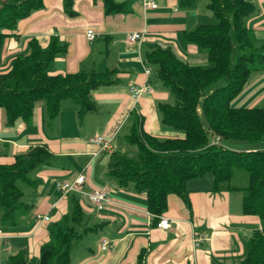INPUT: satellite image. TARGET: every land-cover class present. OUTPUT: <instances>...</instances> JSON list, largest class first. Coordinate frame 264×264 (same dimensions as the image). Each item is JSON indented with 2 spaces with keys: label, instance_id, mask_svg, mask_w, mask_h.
<instances>
[{
  "label": "crops",
  "instance_id": "1",
  "mask_svg": "<svg viewBox=\"0 0 264 264\" xmlns=\"http://www.w3.org/2000/svg\"><path fill=\"white\" fill-rule=\"evenodd\" d=\"M113 1L124 4V10L105 15L101 1L74 0V16H68L62 0H42L38 10L17 23L15 36L3 40L0 73L9 69L17 55L28 54L30 39L45 46L51 36L64 47L53 59L51 74L112 72L109 84L91 91L94 111L78 116L77 104L64 99L52 127L46 124L43 104L37 103L27 121L17 119L11 125L0 109V143H8L0 149L1 164L11 163L14 155L36 144H45L51 154L47 163L30 171V183L22 182L31 188L21 191L27 211L14 225L0 223V230L8 237L6 242L0 238L7 247L4 251L9 256L25 250L27 263L36 264L40 247L50 240V227L62 223L81 235L70 250V264H239L246 256L251 233L264 230V220L242 213L244 179V183L232 186L237 189L222 184L217 190L212 188L209 175L187 181L185 200L176 194L167 196L166 209L160 215L169 219L170 227L162 230L156 227V216L146 209L144 193L132 186L120 187L106 176L110 153L126 151L125 136L135 119L140 120L142 131L158 140L182 137L160 122L158 105L169 104V96L159 81L151 79L152 65L145 56L155 47H169L187 65L205 66L206 52L186 41L183 32L212 19L206 8L208 0L189 5L183 0H152L157 8L146 10L141 0ZM247 1L254 11L243 23L253 40L264 44V0ZM87 30L95 33L92 41L85 38ZM133 32H143L142 39L129 43L127 35ZM144 65L150 69L147 81L152 93L133 102L128 87L144 83ZM232 102L241 108L264 105V64L249 74ZM93 114L99 116L93 118ZM86 135H90L88 140L101 136L108 148L99 151L88 145ZM211 138V143H220ZM81 173L84 182L80 193L61 196L55 190L56 182L72 180ZM93 188L108 191L110 202L100 211L84 195ZM74 205L78 210L75 219L71 217ZM42 215L48 220L40 221L37 216ZM89 233L96 235L90 237L91 247L82 248L80 243ZM193 233L202 236L196 247ZM101 238L110 243L107 251L100 250Z\"/></svg>",
  "mask_w": 264,
  "mask_h": 264
},
{
  "label": "trees",
  "instance_id": "2",
  "mask_svg": "<svg viewBox=\"0 0 264 264\" xmlns=\"http://www.w3.org/2000/svg\"><path fill=\"white\" fill-rule=\"evenodd\" d=\"M97 1V0H95ZM101 1L105 15L124 10L122 3ZM196 0H183L189 5ZM74 0H62L68 16H74ZM42 0L0 1V48L8 36H15L17 23L38 10ZM206 8L216 19L214 24H199L183 32L186 41L206 51L208 68L189 66L169 47H155L145 56L154 66L159 83L173 96L172 104H159L161 124L182 137L158 140L140 128L137 118L126 142L135 145L134 155L112 151L106 176L123 188L132 186L145 194L146 209L154 216L166 209V198L176 194L185 200L187 181L209 175L213 189L229 183L234 171L246 174V192L241 208L245 215L264 220V105L241 108L232 101L241 92L249 74L264 64V44L255 43L244 19L253 13L247 0H208ZM29 52L17 55L9 69L0 73V109L6 123L27 121L38 102L45 105V120L49 127L59 113L64 99H72L82 116L95 110L91 91L111 82V71L50 73L55 55L64 47L55 36L45 46L36 39L28 41ZM223 82L221 86H217ZM242 142L245 150L211 143ZM51 157L45 144H36L14 155L9 164L0 163V223L14 225L27 211L21 202L22 192L16 181L30 183V171ZM80 212V211H79ZM78 214L73 206L71 217ZM157 221V218H156ZM80 234L67 224H54L49 229V242L40 247L36 264H70L69 253L78 243ZM8 264H28L27 252L7 257ZM137 264H142L137 262ZM239 264H264V230H255L247 240V253Z\"/></svg>",
  "mask_w": 264,
  "mask_h": 264
},
{
  "label": "built area",
  "instance_id": "3",
  "mask_svg": "<svg viewBox=\"0 0 264 264\" xmlns=\"http://www.w3.org/2000/svg\"><path fill=\"white\" fill-rule=\"evenodd\" d=\"M142 7L146 9H155L157 8V4L153 2L152 0H141ZM142 33L143 32H133L127 35V41L129 43H136L139 42L142 39ZM95 37V33L91 30H87L85 32V38L88 41H92ZM150 74V69L144 65V75H145V81L142 83V85H130L128 87V93L133 100V102H136L141 96H148L152 93V88L149 85L147 81V77ZM215 140H218V138H215ZM88 142L91 145H94L99 151L105 150L108 148L109 144L107 141H105L101 136H93L91 137ZM84 182V175L83 173L77 175L72 180L67 181H59L55 183V190L61 195L64 196L71 192H78L80 193V186ZM86 195L87 200L89 203L97 210H102L109 202V195L108 191L105 188H93L89 192L84 193ZM40 221L48 220V217L45 215L37 216ZM156 227L160 228L162 230H167L170 227L169 219L165 216L158 215L156 216ZM0 238L7 240V236L2 233L0 230ZM202 240V236H200L198 233H193V246H198L200 241ZM109 241L106 238L100 239V250L101 251H107L109 249Z\"/></svg>",
  "mask_w": 264,
  "mask_h": 264
},
{
  "label": "rangeland",
  "instance_id": "4",
  "mask_svg": "<svg viewBox=\"0 0 264 264\" xmlns=\"http://www.w3.org/2000/svg\"><path fill=\"white\" fill-rule=\"evenodd\" d=\"M208 13L211 15L212 19L210 21H206L204 23H206V24H214V23H216V19L214 18L213 14L211 12H209V11H208ZM96 41L97 40H94V43H96ZM255 43H257V42H255ZM87 45H88V43H87ZM27 52L28 51H26V53ZM204 52H206V51H204ZM209 66H211V64L208 62L203 67L208 68ZM151 69H152L151 79L157 82L158 79H157V76H156V69H155L154 66H152ZM158 84H160V83L158 82ZM222 84H223V82L219 83L217 86H221ZM161 89L164 91V93H166L169 96V101H167V102H169V104H172L173 101H174V99H173V96L169 93L168 89H166V88H161ZM68 101H72V100L69 99ZM38 103L43 104V107L45 106L42 101L41 102H38ZM36 106H37V104L35 105V107ZM232 106H237V104H235V102H232ZM99 113H101L102 115L104 114V112H102V111H100ZM98 116H99V114H93L91 117L95 118V117H98ZM7 127H9V126H7ZM92 128H90V129H92ZM170 131H172V130L170 129ZM86 136L87 137H85V139L87 140V143H88V138H89L90 135H86ZM215 138H218V137H214V139ZM217 141H219V139ZM89 144L90 143H88V145ZM220 144H222L223 146L228 147V148L229 147L232 148L234 146V147L237 148L236 149L237 151L238 150H245V148H247L246 144H244L242 142H224V141H221ZM5 146H8V143H4V142L0 143V149H4ZM125 147L127 148L125 152L127 154H129L130 156L131 155H134L136 153V151H137V147L135 145H131V144L129 145L128 143H126V146ZM57 160H58V158L56 159V161ZM246 178H247V176H246V174L244 172H242V171H234V178L231 180V182L229 184L230 185H240L241 182L244 183V181H242V180L243 179L245 180ZM16 185L19 187V189L22 192H25V191L27 192L29 190L31 191V188H29L27 185L23 184L21 181H16ZM71 193H74V192H71ZM0 227H1V225H0ZM97 234H99V233L97 232ZM94 236H96L94 233L87 234L86 237L82 240V243H80V246H82V248L87 247V246H90V245H88L90 243V240H91L90 237H94ZM5 248H7V247L6 246H3L2 243H1V240H0V264H8V262H7V256L8 255H7L6 251H4ZM91 249L93 251L96 250L93 247Z\"/></svg>",
  "mask_w": 264,
  "mask_h": 264
}]
</instances>
